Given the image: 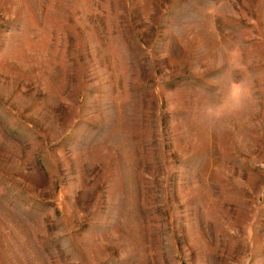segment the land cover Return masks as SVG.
<instances>
[{"label":"rangeland","instance_id":"1","mask_svg":"<svg viewBox=\"0 0 264 264\" xmlns=\"http://www.w3.org/2000/svg\"><path fill=\"white\" fill-rule=\"evenodd\" d=\"M0 264H264V0H0Z\"/></svg>","mask_w":264,"mask_h":264}]
</instances>
